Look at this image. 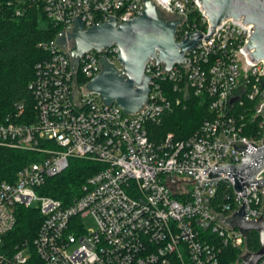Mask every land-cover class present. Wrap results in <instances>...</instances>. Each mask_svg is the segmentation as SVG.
Returning a JSON list of instances; mask_svg holds the SVG:
<instances>
[{"label": "built area", "instance_id": "1", "mask_svg": "<svg viewBox=\"0 0 264 264\" xmlns=\"http://www.w3.org/2000/svg\"><path fill=\"white\" fill-rule=\"evenodd\" d=\"M42 2L61 30L39 44L48 56L36 63L29 83L32 112L20 101L14 113L0 118V155L19 149L36 158L0 177V264H242L249 233L224 219L243 204L246 220L264 219V186H245L244 196V190L234 188L232 174L208 175L212 165L242 160L235 146L264 138L246 134L249 120L263 116L264 108V59L252 62L243 49L254 24L222 20L170 70L151 58L145 70L152 76L148 99L138 111L126 113L88 88L102 70L103 56L125 75L119 46L74 58L70 40L61 44L58 38L72 31L77 15L85 28L111 15L123 22L142 13L144 0H81L79 7L77 0ZM153 2L181 19L176 40L194 30L209 34L200 0ZM170 91L178 94L177 101L192 93L208 98L212 114L188 137L167 134L155 141L149 125L171 107ZM72 157L103 167L88 178L81 195L65 204L40 189ZM263 177L264 170L257 178ZM222 185L226 199L218 201ZM21 205L37 209L42 221L34 239L11 242L5 236L14 229ZM86 214L93 215L96 229L85 227L81 218ZM233 248L241 250L234 263L228 251Z\"/></svg>", "mask_w": 264, "mask_h": 264}, {"label": "water", "instance_id": "2", "mask_svg": "<svg viewBox=\"0 0 264 264\" xmlns=\"http://www.w3.org/2000/svg\"><path fill=\"white\" fill-rule=\"evenodd\" d=\"M210 26L209 34L200 31L187 32V36L176 40L177 26L180 18L172 19L164 16L153 0H144L142 13L127 21L117 22L115 16L85 28L83 21L76 16L71 32L58 38V42H71V54L78 58L91 49L102 50L114 43L119 46L118 60L123 65L125 75L103 55L102 70L88 82V88L100 94L106 104L116 102L126 113L138 111L147 101L152 76L146 74V65L153 58L155 63L163 64L167 70L175 63L186 60L185 53L191 50L202 37L212 36L216 27L228 17L242 18V22L254 24L249 41L243 46L249 51L248 57L254 60L264 59V0H200ZM81 0H77L78 7ZM248 38V37H247ZM251 50V51H250ZM187 62V61H186ZM264 117V108H263ZM235 146V144H233ZM242 155L239 163L212 165L209 177L232 174L234 188L244 190L245 186H264V177L257 178L264 170V138L261 143H248L235 146ZM246 192L244 190V196ZM245 205L224 219L231 227H238L244 235L251 231L259 234V249L248 251L242 256V264H258L264 257V219L262 217L246 220Z\"/></svg>", "mask_w": 264, "mask_h": 264}, {"label": "trees", "instance_id": "3", "mask_svg": "<svg viewBox=\"0 0 264 264\" xmlns=\"http://www.w3.org/2000/svg\"><path fill=\"white\" fill-rule=\"evenodd\" d=\"M18 10L20 14H17ZM191 19L194 20L193 17ZM60 30L61 26L47 17L42 0H0V118L14 113L15 104L20 101L25 102L26 109L32 112L34 98L29 83L34 77L36 63L48 56L39 44L55 39ZM170 95L174 101L163 114L162 122L149 125L150 136L155 141L170 132L176 138L188 137L212 114L210 100L206 97L192 93L184 104H176L178 94L170 91ZM262 120L261 115L250 119L246 134L260 140L264 136V127L260 125ZM34 159V154L26 150L3 151L0 155V177H5L8 172L14 173L22 164ZM102 167L103 164L96 160L72 157L68 167L62 173L49 177L40 191L68 204L82 194L88 178ZM226 192L222 185L217 200L224 201ZM41 221L42 216L37 209L18 206L15 227L5 238L11 242L34 239ZM259 244L258 232H249L247 249L257 251ZM228 251L229 261L236 262L241 250L233 248Z\"/></svg>", "mask_w": 264, "mask_h": 264}, {"label": "rangeland", "instance_id": "4", "mask_svg": "<svg viewBox=\"0 0 264 264\" xmlns=\"http://www.w3.org/2000/svg\"><path fill=\"white\" fill-rule=\"evenodd\" d=\"M161 13H162L163 15L165 14L163 11H161ZM167 16H168V15H167ZM42 25L44 26V24H42ZM117 64H118V62L116 63V65H117ZM187 99H188V98L182 97V98H180V101H176V104H184V103L186 102ZM160 122H162V117H161L160 121L157 122V123H160ZM168 134H172V133L170 132V133H168ZM31 205H32L33 207H36V206L38 205V201H37V200H34V201L31 203ZM81 219H82V221H83L85 227H86L89 231H91V230H93V229H96V227H97V223H96L95 218L93 217L92 214H86V215H84Z\"/></svg>", "mask_w": 264, "mask_h": 264}, {"label": "flooded vegetation", "instance_id": "5", "mask_svg": "<svg viewBox=\"0 0 264 264\" xmlns=\"http://www.w3.org/2000/svg\"><path fill=\"white\" fill-rule=\"evenodd\" d=\"M164 16L168 17V18H172V19H177V16H167L166 14H164Z\"/></svg>", "mask_w": 264, "mask_h": 264}]
</instances>
